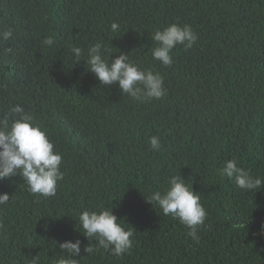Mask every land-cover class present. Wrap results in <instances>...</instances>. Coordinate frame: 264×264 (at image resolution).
<instances>
[{
    "label": "trees",
    "instance_id": "16d2710c",
    "mask_svg": "<svg viewBox=\"0 0 264 264\" xmlns=\"http://www.w3.org/2000/svg\"><path fill=\"white\" fill-rule=\"evenodd\" d=\"M171 23L198 39L176 46L165 67L152 59L151 35ZM4 30L12 36L0 39V116L15 105L30 112L62 155L64 177L48 198L19 175L0 181L10 196L0 206V264L36 255L55 264L59 243L77 239L79 264H264V183L243 191L219 174L236 159L264 178V0H0ZM48 36L52 46L42 44ZM97 42L109 63L130 54L160 73L164 96L141 103L100 85L83 61ZM72 46L84 49L81 61ZM175 175L207 210L198 244L146 200ZM105 207L134 233L120 257L83 252L78 216Z\"/></svg>",
    "mask_w": 264,
    "mask_h": 264
},
{
    "label": "clouds",
    "instance_id": "9594fccd",
    "mask_svg": "<svg viewBox=\"0 0 264 264\" xmlns=\"http://www.w3.org/2000/svg\"><path fill=\"white\" fill-rule=\"evenodd\" d=\"M118 24L111 25L112 31H117ZM12 36L11 30L0 32V39L8 40ZM151 39L156 46L151 49L152 59L163 66H171L173 49L180 45L185 50L190 49L197 41V34L188 24L170 25L155 30ZM55 43L53 37L42 40L45 46ZM106 49L100 42L87 49L86 70L90 71L102 86L118 84L122 95L137 102L158 100L165 94L164 79L158 72L144 69L129 60L130 54L120 53L109 63L105 59ZM71 52L77 61L85 54L84 49L72 46ZM150 149L161 150L158 136H151ZM62 155L55 150L53 142L47 133L34 120V116L25 111L20 105L9 108L8 112L0 116V181L19 175L28 185V190L44 198L56 195L57 184L64 177L60 170ZM222 177L234 179L236 186L243 191H253L261 188L264 178L253 176L240 167L236 159L224 162L219 169ZM153 205L159 206L165 216H172L188 228L187 236L195 243H199L198 230L207 218V210L201 203L200 193L195 192L180 175L172 176L168 180V187L163 191H154L146 199ZM10 201L7 192L0 193V206ZM78 221L80 230L88 238L89 243L83 247V252L91 255L99 249H104L111 255L120 257L133 246V230L126 228L122 220H118L112 208L100 210H83ZM0 223V227H2ZM93 241L96 246L93 247ZM81 241L66 240L59 243L60 257L55 264H79L74 257L81 254ZM66 254V255H65ZM31 264H40L39 255L32 257Z\"/></svg>",
    "mask_w": 264,
    "mask_h": 264
}]
</instances>
